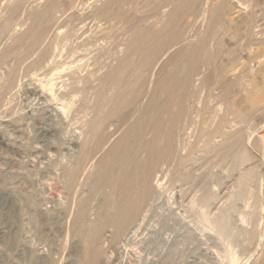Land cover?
<instances>
[{
	"label": "bare ground",
	"instance_id": "bare-ground-1",
	"mask_svg": "<svg viewBox=\"0 0 264 264\" xmlns=\"http://www.w3.org/2000/svg\"><path fill=\"white\" fill-rule=\"evenodd\" d=\"M3 1H5V0H3ZM6 1L8 2V0H6ZM6 1H5V4H8ZM25 1L27 2V0H25ZM25 1H24V3H25ZM60 1L62 2V0H60ZM73 1H75V0H73ZM138 1H140V0H138ZM157 1H160V0H157ZM262 1L259 0V2H261V3H262ZM13 2H15V1L11 2V6H13L12 4H14V6L16 8V4ZM63 2H64V0H63ZM146 2H147V0L145 1V3ZM149 2L150 1H148V3ZM160 2L161 3L156 7L157 8L156 15L158 16L159 20L157 19L158 21L156 20L157 21L156 23L151 24V25H147V26L144 25V22H141L143 19L141 21H139L138 18H137V20L135 18H133V20L128 19L133 14L131 15L129 13L131 15L129 17V14L127 13V9L125 10L124 7L126 5L135 4L136 3L135 0H106L102 3V5L100 7H97V9H95L96 12H94V14H97L98 19L100 18L101 21L102 20L106 21V20L115 18L118 20H126V21L130 22V25L132 24L133 35H132L131 40L125 46L126 47V49H125L126 51L124 50L125 54H123V56L121 58H118V63H116L115 66H110V65H109L110 67L107 66L109 68L108 69L106 68L107 69L106 71H105V51H104L105 47L100 46V44L97 43L99 38L85 36L86 30L80 25V23L83 21L82 19H81L82 21L79 23V25L81 27L78 26V23H77V25L73 23L74 25L71 26L70 30L68 32L65 31V33H63V34H62V31H58V34L56 33L58 30L57 29L58 25L56 23V25H57L56 29L57 30L55 31V33L57 35H59L58 38H56L55 42H53V40H51L53 42V43L51 42L52 44H48V45L43 44L44 42H46L45 39L48 38L47 37L49 34L48 31H50L51 28H54L52 26L50 28L49 27L50 25L48 26V24H50V23L46 24V21H47L46 17H49V14L52 11H54L56 8L57 9L61 8V7L58 8V4L56 3V0H52V2H50L49 4L47 3V5H42L43 7H41V8L36 7L38 10L34 9L36 12H34L33 17L31 16L32 14H30V16L32 17V19L30 17V19L32 21V23H30V24H32V27L29 25V27H31L30 30H29V27H27V29H28V31H30V33L27 31L29 34V37H28L29 40L27 42L25 41V43L27 45L24 43L26 46V49H24V50L22 49L23 51L22 50L21 51H17V50L16 51H11V50L6 51L7 49L6 50L4 49L6 51V52H4V55H3L4 62L6 60H8L9 57L10 58L14 57V59H15L14 64L16 65L14 67V65L12 64L13 66L11 65L10 68L9 67L6 68L8 78H7V81L5 82V84L3 83L5 86L4 90H5V88H6L5 91H7V89L12 90V88L17 86V85H26L27 86L26 87V93H27V90L30 89L31 93L34 95V98L36 97V100H38V101L40 100V102H41V100L44 101L42 103L46 107L51 108L50 112L45 111V112H47L48 115L46 117L43 116L44 119L53 120V121H54L53 118H55V117H57V118H55L56 120L67 119L68 117L71 116L72 109L74 108V106L76 104L75 101H77L76 99L79 98L77 95H79L78 93H80V91H78V90H81V89L83 90V88L85 87V90H83V91H85L84 92V94H85L86 88L89 89V87H90V90L93 88L98 89V91L96 92L97 96L94 95L95 99L97 97L95 106L92 107L93 104H91V103L89 104L90 105L89 106L88 101L86 102V105H85L84 112H85V116H87V120L85 121L86 122L85 123L86 129L85 130L83 129V131H85V133H86V141L83 144V148L81 147L82 153H81L79 159H77V161L74 163V165L69 170L65 169L66 171H68L66 177H68V180H69L68 182L71 186H73L74 184L77 185L76 181L79 178L80 173H82L81 170H83L85 168L84 162L89 161L90 158H92V155L94 156L101 149H104V148H102V145L104 144V139H105V133H104L105 131L104 130L106 129V127H108V125L109 126L112 125V127L113 126L117 127L119 122L122 125L121 127H124L126 124L125 130L122 128V131L124 130L122 135H120V137H118L115 141H113V143L109 146V148L106 151L103 150L104 152H102V154L100 153L101 155L97 159L96 164H94V170L90 175V178H91L90 183L88 182L89 188H90L89 192L92 195H100L102 197L103 196L105 197V199H104L105 201H104L103 206L100 207V209L98 208L99 210H97L95 219L91 217L94 220L89 221L87 219L89 198H85V200L82 198L83 200L80 201L81 202L80 207L77 211V215L75 216L76 218L73 217V218H75V221H72L74 226L71 229H73L74 234L81 237L80 241L84 244V250L81 251L79 264H108V263H106L107 259H105V248H104L105 242L108 239H112V240L117 242L118 240H120V238L122 239V237L124 235H127L129 238H132L135 234L139 233V231H141L143 229V227L146 224L145 222L147 221L151 211L154 208L153 205L157 201L154 199L156 197L155 194L157 193V186H156L154 181H153L154 183L152 182V179L154 177L151 179L153 171L156 169V167L161 162L163 164H165V162H168V161L170 162V160L173 162L172 159L177 158L175 156L177 155L176 153L179 151L176 150L177 152L175 153V149H177L176 146H178V147L184 146L185 148H186V146L189 147L190 141L192 139L190 137H193L192 136L193 131L191 132V127L195 126L194 127L195 132H197V133L199 132V134H201L202 132H205V135H207L205 137L206 139L204 138V140H206L205 141L206 144H204V146H203L204 150L201 147H199L201 149V151L202 150H203V152L205 151L206 153L204 152V154H208V155H209V153L215 154L214 156L218 157V159H219L218 162H224L225 163V162H227V161L229 162L231 159H233V157H231V155L234 156V153L236 152V150H238L240 148V146L242 145L241 144V141L243 140L242 138L243 137L246 138V136H242V133L245 132V131L242 132L244 129L243 127H241V129L242 128L243 129L242 130L240 129L239 130L240 132H238L236 134L235 133L232 134V132L231 133L226 132L229 127H227V129L224 128L226 131L223 130L225 133H222L221 127L223 126V124H231L228 126H233V124L236 122V120H238L237 117H242V116H246V115L250 116L249 114H257V115L262 116V118L264 119V59H263V57H264V11H263V9L264 8H263V6L257 5V3H259V2H256V5H251L249 8L248 7L245 8L244 6H246V5L249 6V4H251V3H249V1H248L249 4L247 2H246L247 3L246 4L245 1H243V0H219L218 2L216 1L217 3H213V0H164V1L161 0ZM16 3H18V2H16ZM64 3H66V2H64ZM71 3L73 5L74 2H71ZM83 3H85V2H83ZM1 4L3 5V2ZM77 4H78V2H77ZM81 4H82V2H81ZM140 4H138V5H140ZM150 4L152 5V3H150ZM244 4H246V5H244ZM2 5H0V6H2ZM18 5H17V7H19L20 5H23V4H20L19 6ZM60 5H61V3H60ZM72 5H71V7H73ZM138 5L135 7H138ZM3 6L5 8H7L6 7L7 5H3ZM8 6H9V4H8ZM81 6H83V5H81ZM81 6H79V7H81ZM97 6H98V4H97ZM140 6H142V4ZM20 7H19V9H20ZM69 7H68V10L71 8V7L70 8ZM79 7H78V11H80ZM84 7L85 6H83V8ZM143 7H144V4H143ZM165 7H167V8L170 7V9L166 12V10H164ZM11 8H13V7H11ZM91 8H92V6H91ZM93 8H96V6ZM128 8H129V6H128ZM131 8H130V10H132ZM22 9H23V7H22ZM65 9L66 8H63L62 10H65ZM85 9H86V7H85ZM4 10H9V9L7 8ZM72 10H71V12H72ZM66 11H65V13H66ZM55 12H56V10H55ZM73 12L76 13L75 15L80 16V13L77 14V11H73ZM144 12L145 11H143V13ZM18 13H20V12H18ZM57 13H58V11H57ZM57 13H56V16H57ZM70 13L68 12V14H70ZM136 13H134V14H136ZM140 13H142V12H140ZM11 15H12V13H11ZM52 15H50V16H52ZM54 15H53V17H54ZM75 15H73V16H75ZM86 15L87 14H84L85 17H87ZM148 15H149V13H148ZM1 16L5 17V15L4 16L1 15ZM73 16H71V17H73ZM91 16H92V14H91ZM152 16L154 17V15H152ZM190 16L193 18L192 21L189 20L191 22L188 21V17H190ZM8 17H11L10 14ZM57 17H59V16H57ZM60 17H62V16H60ZM66 17H68V16H66ZM135 17H137V16H135ZM138 17H139V15H138ZM26 18H28V17H26ZM54 18H56V17H54ZM54 18H53L52 23H54L55 21H58L56 19L54 21ZM77 18H75V20H76L75 22L79 21ZM8 19L9 18H7V20ZM12 19H14V18H12ZM12 19H10V20H12ZM23 19H25V18H23ZM63 19H64L63 20L64 23H68V22H65L64 16H63ZM10 20H9V23H10ZM59 20H61V19H59ZM67 20H68V18H67ZM93 20H96V19H93ZM199 20H201L202 23L204 21L206 22V25H204L205 22L203 23V25L206 26L205 29L203 28L205 30L203 34L199 32L198 27L197 28L195 27V24H198L197 22ZM1 22L3 25V23H4L3 19ZM47 22H49V21H47ZM61 22H62V20H61ZM9 23H7V26ZM94 23H95V21H94ZM147 23H149V22H147ZM0 25H1V23H0ZM9 25L12 27L13 22H12V25H11V23ZM192 25H193V27H192ZM63 26L65 27L66 25H62L61 27L63 28ZM126 26H127V24H126ZM126 26H124V27H126ZM3 27H4V25H3ZM61 27H59V28H61ZM201 27H202V25H201ZM5 28H6V26H5ZM95 28H97V27H95ZM7 29L9 30V28H7ZM24 32L27 34L26 30ZM201 32H203V31H201ZM11 33H13V32H11ZM23 33L17 34L15 32L16 35H24L25 33L24 34ZM50 33H52V32L50 31ZM1 34H2V31H1ZM15 34H14V37H12L13 38L12 42L15 41V44L14 43L13 44H14V46L18 47V44L16 45V43H19L21 40L23 41V37L22 36H16L15 37ZM56 34L54 36H51V37H54V38L57 37ZM6 35H7V33H6ZM220 35H222V36L223 35H226V36L229 35V37L231 36L233 39H235L234 46L236 49L233 48L231 50L233 52L234 51H241V52H239V53L236 52L235 54L232 52L233 57L229 58L228 60L226 59V57L228 55V52H229V54L231 53V50L230 49H228L229 51L226 50L228 52H223L224 54L221 52L223 55H225V53H227L226 57L225 56H224L225 58L223 57V60L226 59V61L221 60L219 65H218V63L216 65L214 60L218 57V54H219L218 50H220L221 47H219L220 49L218 48V50L216 49V52H217V54H216L213 52L214 50H213L212 44H213V41L217 40V38ZM12 36H13V34H12ZM95 36L97 37V35H95ZM25 37L26 36H24V40H25ZM193 37H196V38L192 40ZM26 40H27V38H26ZM231 41H233V40L231 39ZM224 42H225V40H224ZM48 43H49V41H48ZM13 44H12V46L11 45H9V46L13 47ZM178 44H180V46L178 48L174 49L171 53L169 51L170 55L167 56L168 58H166V60L163 61L164 63L161 66V69L163 70L162 74L160 72L161 69H159L160 71L157 69L155 70V71H159L161 74L160 76L158 75L159 77L157 78L156 82H154V83H156L157 87L161 88L162 94L160 96H158L156 94L151 95L149 100L147 101V103L145 105H142L143 103L142 104L140 103V97L142 95V91L144 90L143 89L144 86L146 85V83H148L147 79H148L149 71L151 69H155V68L160 67V66L157 67L158 64L156 66H154V65H155V63L158 62L159 58L162 57L161 55L164 52L171 50L173 47L175 48V45H178ZM216 44L217 45L220 44V46H221L222 43L220 42L218 44V42H217ZM217 45H216V47H217ZM226 45H228V44H226ZM226 45L224 44V46H226ZM222 46H223V44H222ZM230 46L228 45L226 47L232 48V45H230ZM226 47H225V49H226ZM19 48H22V46ZM19 48H18V50H19ZM13 49H16V48H13ZM253 51L254 52L257 51V52L253 53ZM34 52H36V56L34 58H32V60L30 62L25 64V62H23L22 59H26L28 61V58H30L34 54ZM219 56H220V54H219ZM1 59H3V58H1ZM9 62H10V59H9ZM22 62L24 63V65H26L25 67H22V68L24 69V72L26 70V75L29 76L28 80L25 77L26 76L25 73H23L25 75V76H23V77H25V79H23L21 77V72L19 69H20L21 65L23 64ZM217 62H218V60H217ZM19 63H20V67H18ZM153 66H154V68H153ZM90 67H92V68H90ZM209 69H212V72H213V74H212V72L208 73V74L213 75V77H208L211 79L213 78V88H211L212 89L211 92H212L214 99L212 97L211 98H212V100H215L213 111H217V110L219 111L217 113V116H216L218 118L217 124H216V129L211 127L213 125H211V126L208 125L209 122L212 121L211 116H214V113L212 114V111L206 110L207 109L206 107H202V108H199L196 110V107H195L196 105L194 103V98L196 95L195 93L199 92V91H197L196 90L197 88H196L195 89L196 92H195L193 90V88H195V86H199V85H202L203 83L207 82L206 78H207L208 74L206 71ZM155 71H154V73H157ZM151 75H153V73ZM149 77H150V75H149ZM156 77H157V75H156ZM1 79H3V78H1ZM24 80H26L27 82H23ZM153 80L154 79H152V81ZM96 82H97L98 86L93 87L95 85L94 83H96ZM233 85H237V86L239 85L240 86L239 87L240 91L238 90V92L240 93V95H238V96H240V97L237 96L238 92H235L237 94L234 93V91H236V90L233 91V88L235 87ZM81 86L83 88H81ZM17 87H19V86H17ZM105 87L108 89H105ZM154 87H156V86H154ZM0 88H1V85H0ZM88 89H87V93L89 92ZM97 89H95V90H97ZM198 89H200V88H198ZM205 90H206V88H205ZM207 90H209V89H207ZM91 91H93V90H91ZM2 92H3V90H2ZM20 93H21V91H20ZM0 94H2V93H0ZM14 94H15V92H14ZM93 94H91V95H93ZM210 96H211V94H210ZM196 98H198V94H197ZM210 99L208 102H210ZM87 100H88V98H87ZM196 100H198V99H196ZM203 102H204V100H203ZM42 103H41V105H42ZM199 105H201V103ZM205 106H207V104ZM76 111H78V110H76ZM134 111L138 112V115L134 116L132 118L131 113ZM37 112H38V110H37ZM193 112H195L197 114L193 115L192 114ZM210 114H212V115H210ZM192 115L193 116L197 115L200 119L195 120L192 117ZM231 116L235 117L234 119H236L235 122H233V124H232L231 120L229 119V117L232 119ZM252 116H254V115H252ZM254 117L250 118L251 121H252V119L254 121ZM215 118H214V120H215ZM113 120H118V121L111 122ZM241 120H243V117ZM247 121H246V119H244V122H247ZM251 121H249V122H251ZM258 121H259V119H258ZM263 122H264V120H263ZM213 123L215 124V122H213ZM234 126H235V124H234ZM237 126H238V124L236 125V127ZM112 127H111V129H112ZM262 127H264V123H263ZM231 128L233 129V127H231ZM73 129H74V127H73ZM73 129H72V131L74 132ZM116 129L117 128H115V130ZM211 129H215V130H211ZM238 129H236V131ZM41 130H43V129H41ZM209 130H211V131H209ZM106 131H109V129H107ZM181 132H183V134H184L183 136H184L185 140L183 138H180V139L184 140V142L186 141V144H185L186 146L185 145L181 146V144L183 143L182 140L181 141L179 140L180 142H182V143H178V144H180V146L178 144L176 145V143H175L176 146H174L173 143H174L175 135L176 134L181 135ZM147 133L148 134L151 133L152 135H150V137L148 138ZM246 134H247V132H246ZM118 135L119 134H117L116 136H118ZM106 136H108V135L106 134ZM108 137H110V136H108ZM188 137L190 138V140H187ZM48 138H49V136H48ZM245 138H244V140H245ZM194 139H195V137H194ZM248 140L250 141V139H248ZM262 140H264V138H262ZM80 141H81V139H80ZM108 141H110V140H108ZM177 141H178V139H177ZM175 142H176V140H175ZM199 142L203 143L202 140L201 141L199 140ZM200 143H198V145H200ZM248 143H250V142H248ZM191 146L192 147L189 148L190 149L189 155L184 154L186 156V158L190 157V159H191V157L192 158L194 157L193 155L198 154V153H195V154L192 153L194 145H191ZM242 146L244 147V145H242ZM247 146H248V144H247ZM89 147L91 149L90 154H85V150L88 149ZM188 147H187V150H188ZM262 147H263V145H262ZM43 148H45V147H43ZM182 149H184V148H182ZM244 149L245 148H243V150L241 149L242 153L246 150V149L245 150ZM185 151L181 152L180 154L185 153ZM237 152L235 154H237ZM239 153L240 152H238V154ZM238 154L235 156L236 157L235 159L237 160V162L236 163L234 162V164L233 165L231 164V165H232V167L234 166L233 169H239L240 168V170H241L242 165H246L245 163L247 160H249V158H248V156L246 158V156L238 155ZM97 155L98 154H96V156ZM184 155H182V156L178 155V156L184 158ZM187 156H189V157H187ZM262 157H263V155H262ZM93 158L95 159V157H93ZM186 158H184L183 160H185ZM92 159H91V162H92ZM211 159H213V158H211ZM176 160H179V159H176ZM187 160L189 161V159H187ZM192 160H190V161H192ZM185 161H183V162L185 163ZM257 162H258V160H257ZM90 163H89V167H90ZM196 163H197V161H196ZM202 163H204V162H202ZM212 163H214V162H212ZM168 164H170V163H168ZM205 165H206V163H205ZM231 165L228 166L229 169L231 168ZM256 165H257V163H256ZM82 166H84L83 169H82ZM91 166L93 167V165H91ZM158 168L159 167H157V169ZM246 168H247V166H246ZM246 168L244 167V170L243 171L241 170L240 175L238 174L239 175V179L237 178L238 183L234 182L237 184L236 186L239 188V190L242 191V192H240V194H243L244 189H246L245 186L248 185L246 183V181L248 180L247 177H249L248 176L249 169H246ZM87 169L88 168L86 167L85 170L87 171ZM90 169L91 168H89V170ZM205 170H206V168H205ZM226 170H227V168H226ZM230 170H232V168ZM66 171H64V172H66ZM175 171H177V169H175ZM184 171H183V173H184ZM195 173H197V172H195ZM257 173H258V171H257ZM177 174H178V172H177ZM225 174H226V172H225ZM176 175H174L173 177L175 178ZM256 175L257 174H255V176ZM153 176H154V174H153ZM184 176H185V174H184ZM208 176H210V175H208ZM87 178H89V176ZM177 178H179L178 175H177ZM158 180H160V179H158ZM65 181H66V179H65ZM78 183H80V182H78ZM249 183H250V181H249ZM153 184H155V186H156V193H155V188H154ZM253 184H255V183H253ZM160 186H162V185H159V187ZM252 187H254V186H252ZM224 188L220 191V193L224 190ZM226 190H227V188H226ZM226 190L222 192V196L218 195L219 192H217L218 194H216V195H218V196L215 195V198H214V196H209L208 198H207V196L206 197L203 196L201 201L202 200L205 201L207 199V201H208L207 205H212L215 208H220L218 206L220 203L222 204V202L219 203V201H223L224 199H226L228 197L227 196L228 192ZM235 190H233V191H235ZM246 190H245V192H246ZM206 194L207 193H205L203 195H206ZM240 194H239V196H240ZM230 195H229V198H230ZM242 196H244V195H242ZM158 197H156V198H158ZM222 197L223 198L225 197V198L223 200H218V199H221ZM232 198H234V197H232ZM230 200H232V199L230 198ZM230 200H229V202H230ZM74 201H75V199H74ZM192 201H193V199L191 200V203H192ZM194 201H193V204H194ZM201 201H200V203L202 204ZM232 202H233V200H232ZM238 202H239V199H238ZM253 202L255 203V201H253ZM90 203H92V202H90ZM97 203H98V201H97ZM235 203L236 202L234 200V203L229 204L231 206L230 207L228 206L229 208H227V209H225L226 208V206H225L224 210H226V211H224L225 213L220 211V213H223L221 215H219L218 214L219 212L216 211L217 213L216 212L215 213L218 214L217 217H215L216 214H214L212 212V214L214 215V217L216 219L213 216H211L212 215L211 213H210L211 215L210 214L209 215L211 216V218H214V219H211V218L209 219L208 214H207L208 216H205V214L207 213L206 212L207 209L205 210V208H203L205 211L201 212V214L203 213L202 216L198 211L197 212H198V214H200V216L202 218H203V215L205 216V218H208V220L207 219L203 220V219H205V218H203L202 222L207 221L209 224L211 223L210 225L212 227L214 226V228H213L214 231H217V229H218V231L216 233L219 234V232H220V234L222 233V235H223L225 233V235H226V232L228 230H231L230 227L233 226L234 224H236V223H234L235 220H234V222H231V221H233L234 218L231 220V218L233 216L230 218V215H232V214L229 212L230 210L232 211L235 209V205H236ZM201 204L199 205L200 207H202ZM188 206H190V205H188ZM204 206H205V204H204ZM256 206H258V204ZM256 206H254V207H256ZM248 207H250V206H248ZM203 209H201V210H203ZM254 209L253 210L256 212L257 209L256 208H254ZM258 211H259V209H258ZM204 212H206V213H204ZM249 212H250V210H249ZM251 212H253V211L251 210ZM255 212L252 213L251 216L253 214L255 216H257L256 213H259V212H256V213ZM240 213L241 212H239V215H240ZM247 214L245 213L244 216H246ZM261 214H263V213H261ZM261 214H258V215H261ZM254 215L252 216V219H253V217L256 218ZM44 216H46V215H44ZM242 216L243 215H240V217H242ZM244 216L242 219L243 220L242 224L247 225L246 221H250V223L253 222L252 220H246L245 221ZM247 217L245 219H247ZM258 218L259 217H257L255 219L256 221L254 220L255 225H256V222L258 223L260 221L259 224L256 225V230L261 228V226L259 227L258 225H260L261 222L263 223V221L259 220ZM260 219L263 220L264 218L261 217ZM257 220H259V221H257ZM244 221H245V223H244ZM198 223H199V221H198ZM208 223H206V224H208ZM231 223H233V224H231ZM206 224H205V226H206ZM253 224H254V222H253ZM255 225H254V227H255ZM209 226H208V228H209ZM251 226H253V225H251ZM257 226L259 228H257ZM241 227L239 226V229ZM243 227H244V229H248V228H246L247 226L245 227V225ZM254 227H253V230L255 229ZM205 228H204V230H205ZM215 228H217V229L215 230ZM244 229H243V231L245 233ZM263 229H264V225H263ZM209 230H212V229H209ZM236 230H234V233ZM256 230L252 231V232H254V233L258 232L259 233L260 231H262V230H259V231L258 230L256 231ZM144 231L146 232L147 230L145 229ZM240 231H242V230L240 229ZM209 232H212V231H209ZM249 232L251 234V229ZM201 233H203L202 230H201ZM205 233H206V230H205ZM220 234H219V236H222ZM238 234L243 236L242 232H239ZM131 235H133V236L131 237ZM182 235H183V233H182ZM252 235H254V234H251V237H252ZM228 236H230V235H228ZM238 236H236L235 238H239ZM244 236H246V233ZM261 236L264 237V232ZM80 237H78V238H80ZM263 237L262 238L259 237L260 242H261V240L264 239ZM235 238H232V239L236 240ZM245 238H246L245 241L249 240L247 238H250V235H249V237H245ZM232 239H231V241H233ZM255 239H257V238H255ZM216 240H218V239H216ZM219 240H220V238H219ZM228 240H230V239H228ZM250 240L253 241V238H251ZM124 241L128 242V238H127V240H124ZM119 242H118V244H119ZM220 242H221V240H220ZM262 243H264V242H262ZM121 244H120V246H121ZM235 244H237V243H235ZM230 245H231V243L229 244V246ZM262 245H264V244H262ZM116 246H118V245H116ZM225 246H226V244H225ZM236 246H238V245H236ZM241 246H243V245H241ZM234 247H235V245H234ZM238 248H239V246H238ZM259 248H260V246H259ZM230 249H234V248L233 247L229 248V254H228L230 256L229 259L231 260V264H232V262L235 263V261L238 258H236L235 252L233 250H230ZM109 254H111V253H109ZM254 254H255V252H254ZM261 254H260L261 261L259 263H257V262H254L255 261L254 260L253 264H264V248H263V251ZM250 257H253V255ZM220 258H222V257H220ZM225 259H223V260H225ZM112 263H113V260H112ZM217 263H219V262H217Z\"/></svg>",
	"mask_w": 264,
	"mask_h": 264
},
{
	"label": "rangeland",
	"instance_id": "rangeland-1",
	"mask_svg": "<svg viewBox=\"0 0 264 264\" xmlns=\"http://www.w3.org/2000/svg\"><path fill=\"white\" fill-rule=\"evenodd\" d=\"M5 1L0 0V2L1 3L3 2V5H7L6 7L9 9V10H4L7 8H5L0 3V5H2V6H0L1 7L0 8V23L2 25L1 21L3 19L4 23L6 24L5 25L3 23L4 27H3V25L2 26L0 25V36L2 35L1 36L2 38L0 37L1 38L0 39V67H1L0 68V80H1L0 81V85H1L0 93H2V94H0V98H1L0 99V264H79L80 254H81V251L84 250V244L80 241L81 237L73 233L74 231H73V229H71L74 226L72 221H75V218H76L75 216L77 215V211L80 207V203H81L80 201L83 199L85 200V198H89L88 213H87V219L89 221H92L95 219L97 210H99L100 207L103 206L104 201H105L104 200L105 197L103 196L104 197L103 198L100 195H92L89 192L90 191L89 183L91 180L90 175L94 170V164H96L97 159L100 157L102 152L106 151L109 148V146L113 143V141H115L118 137H120V135H122L123 131L126 128L125 127L126 124L124 127H121L122 125L119 122L117 127L113 126L114 127L113 128L112 125L111 126L108 125V127H106V129L104 130L105 131L104 132L105 133L104 144L102 145V148H104V149H101L99 152H97L96 153V154H98L97 156H96V154L94 156L92 155V158L95 157L96 160L94 158L93 159L90 158L89 161L84 162L85 168L83 169L84 166H82V169H83V170H81L82 173H80V175H79V178H78L79 180L77 179V181L80 183H78L76 181L77 185L74 184L75 185V186L73 185L74 187L71 186L68 182L69 181L68 177H66L67 172H68L66 170H69L74 165V163L77 161V159H79V157L82 153L81 147L83 148V144L86 141V133H85V131H83V129L84 130L86 129V125H85L86 122L85 121L87 120V116H85V112H84L85 105H86V102L88 101L89 102L88 105L91 103V104H93L92 107L95 106L96 99H97L96 92L98 91V89L93 88V89H91L93 91H91L90 87H89V89L86 88V93H87V89L90 92V93L88 92L87 94L85 93L87 95L86 96L84 94L85 91H83V90H85V87L83 88L81 86V88H83V90L82 89H81L82 91L78 90V91H80V93L77 92L79 95L76 94L79 98H77L76 99L77 101H75L76 104H75L74 108L72 109L71 116L68 117L67 119H63V120H59V119L56 120L55 118H57V117H55V118H53L54 121L44 119V117H46L48 115L47 112H50L51 108L46 107L42 103L44 101L41 100V102H40V100L39 101L36 100V97L34 98V95L31 93L30 89H28L27 93H26V87H27L26 85H17L19 87L15 86L12 88V90L7 89V91H5L6 88L4 90V87H5L4 84L8 78L6 68H8V67L10 68L12 64L14 65V67L16 65L14 64V62H15L14 57H11V58L9 57L10 62H9V59L6 60L7 62L6 61L4 62V57H3L4 52L10 51V50L11 51H16V50L21 51L22 49L23 50L26 49L25 41L27 42L29 40L28 32L30 33V31H28L27 27H29V25L32 27V24H30V23H32L31 19L34 15V12H36L34 9H37L36 7L41 8V7H43L42 5H47V3L49 4L50 2H52V0H47V1L46 0H27V2L25 0H12V1H15L13 3L16 4V8H15L14 4H12L13 6H11V2H12L11 0H8V2L6 1L9 4V6H8V4H5ZM24 1H25V3H24ZM104 1H106V0H75V1L64 0V2H66L68 4L67 5L66 3L63 2V0H62V2L60 0H56V3L58 4V8H60V7L61 8L60 9L56 8L55 9L56 12L54 10L49 14V17H46V20L49 21V22L46 21V24L50 23V24H48V26L50 25L49 26L50 28H51V26L54 28H51V30L49 29L52 33H50V31H48L49 34L47 37L49 39L48 38L45 39L46 42H44L43 44L44 45L52 44L53 42L56 41V38H58V36H59V35H57L58 31H62V34H63V33H65V31L68 32L70 30L71 26H73L74 24L77 25V23H78L79 27L82 26L86 30L85 36L99 38L97 43L100 44V46L105 47V50H104L105 51V71L110 66H115L116 63H118V58H121L123 56V54H125V52H124V50L126 49L125 46L128 44V42L132 38V35H133L132 24L130 25V22H128L126 20H118L115 18L109 19L106 21L105 20L101 21L100 18L98 19L97 14H94V12H96L95 9H97V7H100ZM140 1L135 0V2L136 3L138 2V3L133 4L134 6L133 5H126L127 7L126 6L124 7L125 10L127 9L128 14L129 13L131 15L133 14L132 16L129 14V17L130 16L131 17L128 19L133 20V18H135L137 20V18H138L139 21H141L143 19L141 22H144L145 26L156 23L159 20L158 16L156 15V10H157L156 7L161 3L160 2L161 0L160 1L147 0L146 3H145L146 0H140ZM148 1H150V2L148 3ZM162 1H164V0H162ZM216 1L218 2L219 0H215V1L213 0V3H217ZM243 1H245V3L246 2L248 3V1H249V3H251V4L248 3L249 6L246 5L247 3L244 4V5H246V6H244L245 8H247V7L249 8L251 5H256V2H259V0H257V1L256 0H251V1L250 0H243ZM260 1H262V0H260ZM16 2H18V3H16ZM71 2H74L73 5ZM77 2H78V4H77ZM81 2H82V4H81ZM83 2H85V3H83ZM139 2L142 4V6H140L141 4ZM19 3L23 4V5H20ZM60 3H61V5H60ZM150 3H152V5ZM70 4L73 7H71ZM97 4H98V6H97ZM138 4H140V5H138ZM143 4H144V7H143ZM263 4H264V0L262 1V3L261 2L257 3V5H259V6L262 5L264 8ZM17 5L20 7V9H19V7H17ZM81 5L85 6L87 10L85 9V7L83 8V6H81ZM137 5H138V7H135ZM153 5L154 6L156 5V6L154 7ZM10 6L13 8H11ZM79 6H81V7H79ZM91 6H92V8H91ZM95 6H96V8H93ZM128 6H129V8H128ZM22 7H23V9H22ZM62 7L66 8V9L62 10L63 9ZM68 7L72 10V12L70 9L68 10ZM78 7H79V10L81 12L78 11ZM130 8L132 10H130ZM138 9L139 10L141 9V10L139 11ZM169 9H170V7H168V8L165 7L164 10H166V12H167ZM57 11H58V13H57ZM65 11L67 14H68V12L69 13L71 12V13L67 15L65 13ZM73 11H77V14L80 13V16L75 15L76 13H74ZM143 11H145V12L143 13ZM263 11H264V9H263ZM18 12H20V13H18ZM140 12H142V13H140ZM8 13L10 14L11 17H8L9 16ZM11 13H12V15H11ZM56 13H57V16H59V17L56 16ZM134 13H136V14H134ZM148 13H149V15H148ZM30 14H32L31 15L32 17L30 16ZM52 14L53 15L55 14L54 17H56V18H54ZM84 14H87L86 15L87 17H85ZM91 14L93 17L91 16ZM1 15H3V16L5 15V17H2ZM50 15H52V16H50ZM73 15H75V16H73ZM138 15H139V17H138ZM152 15H154V17ZM60 16H62V17H60ZM63 16L65 18V22H68L69 24L63 22V20H64ZM66 16H68V17H66ZM71 16H73L74 18ZM135 16H137V17H135ZM26 17H28V18H26ZM30 17H31V19H30ZM7 18H9V19L7 20ZM12 18H14V19H12ZM23 18H25V19H23ZM53 18H54V21H55V19L58 21H55L54 23H52ZM67 18H68V20H67ZM75 18H77L79 21L75 22L76 21ZM10 19H12V20H10ZM59 19H61L62 22ZM93 19H96V20H93ZM192 19L193 18L191 16L188 17V21L189 20L192 21ZM9 20H10L11 25L13 22L12 27L9 25L10 24ZM94 21L96 24L94 23ZM191 21H189V22H191ZM199 21L197 22L198 24H195V27L196 28L198 27L199 32L203 34L205 31L204 29L206 27L204 25H206V22L204 21L205 24L203 25L204 22L202 23L201 20H199ZM147 22H149V23H147ZM7 23H9L8 26H7ZM56 23L58 26L56 25ZM79 23L81 26L79 25ZM126 24H127V26H126ZM60 25L61 26L66 25V26L65 27L63 26V28H62ZM193 25H192V27H193ZM201 25H202V27H201ZM5 26H6V28H5ZM56 26H57L58 30L56 29ZM124 26H126V27H124ZM31 27H29V30ZM59 27H61V28H59ZM95 27H97V28H95ZM7 28H9V30ZM25 30H26V32L28 31L27 34L24 32ZM56 30H57V32H56L57 34L55 33ZM1 31H2V34H1ZM201 31H203V32H201ZM11 32H13V33H11ZM15 32L17 34H22L24 32L26 35L24 33H23L24 35H16ZM6 33H7V35H6ZM12 34H13V36H12ZM14 34H15V37L16 36H22L23 37V41L21 40L19 43H16V45L18 44V47L14 46L15 41L12 42L13 41L12 37H14ZM55 34L57 35V37H55V38L51 37V36H54ZM95 35H97V37ZM24 36H26L25 40H24ZM196 37H193L192 40L195 39ZM26 38H27V40H26ZM231 39L234 42L231 41ZM51 40H53V42ZM224 40H225V42H224ZM48 41H49V43H48ZM217 42H218V44L221 42L223 44V46H224V44L225 45L228 44L229 46L232 45V48H230L231 46L226 47L228 45H226L224 47L222 46V44H221V46H220V44L217 45L216 44ZM11 43L12 44L14 43L13 47H11L12 46ZM234 43H235V39H233L231 36L229 37V35H227V36L226 35H223V36L220 35L217 38V40L213 41L212 47H213L214 53L217 54L216 49L218 50V48L221 47V49L219 48L220 50H218V53L220 54V56L218 54V57H217L218 59L216 58L214 60L216 65H217V63L219 65L221 60H223L224 56L226 57L227 53H225V55H223L224 54L223 52H228L229 51L228 49H230V50L233 48L236 49L234 46ZM9 45H11V46H9ZM216 45H217V47H216ZM21 46H22V48H19ZM179 46H180V44L175 45V48L173 47L171 50L164 52L165 54L163 53L161 55L162 57H160L158 62L155 63V65H154V66H156L158 64L157 67L158 66H160V67L155 68V69H151L149 71L148 79H147L148 83H146V85L144 86V88H143L144 90L142 91V95L140 97V103L141 104L143 103L142 105H145L147 103V101L149 100L151 95L156 94V95L160 96L162 94L161 88L157 87L156 83H154V82H156L157 78L163 72V70L161 69V66L164 63L163 61L166 60V58H168L167 56L170 55L169 51L171 53L174 49L178 48ZM225 47H226V49H225ZM13 48H16V49H13ZM18 48H19V50H18ZM4 49L5 50L7 49V50L5 51ZM226 50H228V51H226ZM232 52L233 51L231 50V53H230L231 55L228 52V55L226 57L227 60L229 58L233 57ZM236 52L239 53L241 51H234L233 53L235 54ZM256 52L253 51V53H256ZM35 56H36V52H34V54L30 57L31 59L28 58V61L26 59H22V60H23V62H25V64H27ZM1 58H3V59H1ZM226 59H224V60L226 61ZM263 59H264V57H263ZM217 60H218V62H217ZM20 63H19L18 67H20ZM25 66L26 65H24V63H23L19 70L21 72V77L23 79H25V77H26V79L28 80L29 76L26 75V70L24 72V69L22 68ZM107 66H109V67H107ZM154 66H153V68H154ZM92 67H90V68H92ZM156 69L157 70L161 69V71L159 70L161 72V74L159 71H155ZM153 70L157 73H154ZM206 72H207V74L209 72L211 73L212 69H209ZM23 73H25L26 76ZM150 73L151 74L153 73V75H151ZM212 74H213V72H212ZM212 74H208V76L206 75L207 76V78H206L207 82L203 83L202 85L195 86V88H193V90L195 91V89L197 88L196 90L199 91V92L195 91L196 95L194 98V103L196 105L195 106L196 110L199 108H202V107H206L207 108L206 110L212 111V114L214 113V116H211L212 121L209 122L208 125L209 126L213 125L211 127L216 129V124H217V120H218V118L216 116H217V113L219 111L218 110L213 111L214 110V103H215L214 102L215 100H212L213 95L211 92L212 91L211 88H213V78L212 79L208 78V77H213ZM149 75H150V77H149ZM156 75H157V77H156ZM23 76H25V77H23ZM1 78H3V79H1ZM152 79H154V80L152 81ZM23 82H27V81L24 80ZM94 84L96 86L94 85L93 87L98 86L97 82ZM154 86H156V87H154ZM233 86H235L234 87L235 89L233 88V91L236 90V91H234V93L238 92V90L240 89L239 88L240 86L239 85L238 86L233 85ZM198 88H200V89H198ZM205 88H206V90H205ZM95 89H97V90H95ZM105 89H108V88L105 87ZM207 89H209V90H207ZM2 90H3V92H2ZM20 91H21V93H20ZM14 92H15V94H14ZM91 94H93V95H91ZM197 94H198V98H196ZM210 94H211V96H210ZM235 94H237V93H235ZM94 95H96L95 96L96 99L94 98ZM238 95H240L239 92H238L237 96ZM238 97H240V96H238ZM87 98H88V100H87ZM196 99H198V100H196ZM209 99H210V102H208ZM203 100H204V102H203ZM41 103H42V105H41ZM200 103H201V105H199ZM206 104H207V106H205ZM37 110H38V112H37ZM76 110H78V111H76ZM45 111H47V112H45ZM131 114H132L131 116L133 118L134 116L138 115V112L134 111ZM192 114L195 115L197 113L193 112ZM212 114H210V115H212ZM193 115H192V117L195 120L200 119L197 115L196 116H193ZM249 115L250 116H248V115L242 116L243 120H241L242 117H237L238 120H236V119H234L235 117L231 116L232 119L234 120L233 121L229 117L232 124L236 120V122L234 123L235 126H234V124H233V126H228L231 124H223V126L221 127L222 133H225L224 132V131H226L225 129H227V127H229L228 128L229 130L227 129L226 132H230V133L232 132V134H234V133L236 134V133L240 132L239 130L241 129V127L244 128V129L242 128L243 129L242 132L245 131L244 132L245 134L242 133V136H246L247 139L245 137L242 138L243 140L241 141V144L244 145V147L241 145L242 147L240 146V148L242 150H243V148H245L246 150L244 149L245 151L242 153L241 149L239 148L238 150H236V152L237 151L240 152L239 154L237 152L238 155H244V156H246V158L248 156V158H249V160H247L245 163L246 165H242V167H241L242 171L244 170V167L246 168V166H247L246 169H249V173H248L249 177H247L248 182L246 181V183L248 185L245 186L247 190L244 189L243 194H240V192H242V191H240L239 188L236 186L237 185L236 183H238L239 175L241 173L240 168L239 169H233L234 166L232 167L234 162L235 163L237 162V160L235 159L236 158L235 156L237 155V154H235L236 152L234 153V156L231 155V157H233V159H231L232 161L230 160L229 162L227 161L225 163L224 162H218L219 159H218V157L214 156L215 154L209 153V155H208V154H204L205 151L203 152V150H204L203 146H204V144H206V142H205L206 140H204V138L207 136V135H205V132H202L201 134H199V132L197 133L194 131L195 126L191 127V132L193 131L192 132L193 137H190L192 139L190 141L189 147L185 145L186 141L184 142L185 139L183 136L184 135L183 132H181V135L176 134L175 138H174L173 145L176 146L178 143H182V142H180L182 140L180 138H183L184 140H182V141L184 144L182 143L181 146L185 145L186 148L184 146L183 147L176 146L177 149H175V153L177 151H179L176 153L177 155L175 156L177 158L172 159L173 162L171 160H170V162L169 161L165 162V164H163L161 162L162 164L160 163L161 165L159 164L157 166L159 168L157 169V167H156V169L153 171L154 176L152 174L151 179L154 177L152 179V182L153 181L155 182V184L157 186V193L159 192L158 193L159 195H158L156 193V186H155V184H153L154 188H155V193H156L155 196L156 197L159 196V197L158 198H156L155 196H154L155 198L153 197L157 201L153 205L154 208L151 211V213L147 219L148 222L147 221L145 222L146 223L145 226L143 227V229L141 231H139V233L135 234L134 236L131 235V237L133 236L132 238H129L127 235H124L122 237V239L120 238V240H118L117 242L112 240V239H108L105 242V246H104V248H105V259H107L106 263H108V264H128V263L129 264H223V263L224 264H231V260L229 259L230 256L228 254H229V248H232V247L234 249H230V250H233L236 254V258H238L235 261V263L232 262V264H253L254 262L259 263L261 261L260 254L262 253L263 248H264L263 247L264 245H262V244H264V243H262V242H264V239L263 240L260 239L261 242L259 241V237L262 238L263 236H261V235L264 232V229H263L264 219L263 220L260 219L261 217L264 218L263 217L264 216V163H263L264 162V152H263L264 151V140H262V138H264L263 137L264 136V127H262V125L264 123L263 122L264 119L262 118V116L257 115V114H249ZM252 115H254L255 117ZM253 117H254V121H253V119L251 121L250 118H253ZM214 118H215V120H214ZM244 119H246V121L247 120L248 121L244 122ZM258 119H259V121H258ZM114 121L116 122L118 120H113L111 122H114ZM249 121H251V122H249ZM213 122H215V124ZM237 124L239 127L238 126L236 127ZM73 127H74V129H73ZM111 127H112V129H111ZM231 127H233V129ZM115 128H117V129L115 130ZM122 128L124 129L123 131H122ZM41 129H43L44 131ZM72 129L74 130V132L72 131ZM107 129H109L110 132L106 131ZM215 129H211V130H215ZM236 129H238V130L236 131ZM211 130H209V131H211ZM246 132H247V134H246ZM106 134L110 137L106 136ZM117 134H119V135L116 136ZM150 135H152V134L147 133L148 138L150 137ZM48 136H49V138H48ZM194 137H195V139H194ZM190 138L188 137L187 140H190ZM244 138H245V140H244ZM80 139H81V141H80ZM107 139L110 141H108ZM177 139H178V141L179 140L180 141L178 142ZM248 139H250V141ZM175 140H176V142H175ZM199 140L200 141L202 140L203 143H200ZM248 142H250V143H248ZM106 143L107 144L109 143V144L107 145ZM175 143H176V145H175ZM198 143H200V145H198ZM247 144H248V146H247ZM178 145L180 146V144H178ZM191 145H194L192 153L193 154L198 153V154L193 155V156L194 157L196 156L198 159L196 157H195L196 159L194 157L193 158L191 157V159H190L189 156H187L189 158H186L185 155H189V153H190L189 148L192 147ZM262 145H263V147H262ZM43 147H45V148H43ZM187 147H188V150H187ZM199 147H201L203 150L201 151V149ZM182 148H184V149H182ZM90 151H91V149L89 147L88 149L85 150V154H90ZM184 151H185V153L180 154L181 152H184ZM178 155L179 156L184 155V158H186L185 159L186 161L183 160L184 158L179 157ZM262 155H263V157H262ZM211 158H213V159H211ZM91 159H92V162H91ZM176 159H179V160H176ZM187 159H189V161ZM182 160L185 161V163ZM190 160H192V161H190ZM195 160L197 161V163ZM200 160L204 163H202ZM257 160H258V162H257ZM212 162H214V163H212ZM89 163H90V167H89ZM168 163H170L171 165ZM205 163H206V165H205ZM256 163H257V165H256ZM91 165H93V167ZM230 165H231L232 170H230L231 168L230 169L228 168V166H230ZM86 167L88 168L87 169L88 172L85 170ZM89 168H91V169L89 170ZM205 168L207 171L205 170ZM226 168H227V170H226ZM175 169H177V171H175ZM256 170L258 171V173ZM64 171H66V172H64ZM183 171H184V173H183ZM177 172H178V174H177ZM195 172H197V173H195ZM225 172H226V174H225ZM254 173L257 175L255 176ZM176 174L179 176L180 179L177 178ZM184 174H185V176H184ZM174 175H176L175 178L173 177ZM208 175H210V176H208ZM88 176H89V178H87ZM65 179L67 182L65 181ZM158 179H160L161 181ZM249 181H250V183H249ZM156 182L162 186L159 187V185ZM234 182H236V183H234ZM253 183H255V184H253ZM252 186H254V187H252ZM223 188H224L223 191H225L227 188L226 191L228 192L227 193L228 197L225 195L227 197L226 199H224L225 197L218 199V200L224 199L223 201H219V203L222 202V204L220 203L218 206L220 208H215L212 205H207L208 204L207 199L205 201L204 200L201 201L203 196L204 197L207 196V198L209 196H214V198H215V195L218 194L217 192H219L218 195L222 196L223 191L221 193H220V191ZM233 190H235V191H233ZM245 190H246V192H245ZM205 193H207V194L203 195ZM239 194H240V196H239ZM218 195H216V196H218ZM229 195H230V198L233 200V202H232V200H230ZM242 195H244V196H242ZM232 197H234V198H232ZM74 199H75V201H74ZM192 199H193V201L195 200L194 204H193V201L191 203ZM238 199H239V202H238ZM229 200H230V202H229ZM234 200H235V202H236L235 204L237 206L235 205L234 210H232V211L228 210V211L232 214V215H230V218L233 216L231 218V220L234 218L233 221H231V222H234V220H235L234 223H236L237 225L234 224L233 226L230 227L231 230H228L226 232V235L228 234L230 236H228V235L226 236L225 233L222 235V233L220 234V232H219V234L222 236H219V234L216 233L218 231L217 228H215V230L217 229V231H214V229H213L214 226L212 227L210 225L211 223L209 224L207 221L206 222L204 221L205 222L204 223L202 221L206 220V219L208 220V218L210 219L211 216L214 217L212 212L214 214H216L217 213L216 211H218L219 215L225 213L224 212V211H226V210H224L225 206H226L225 209L229 208L231 206L229 204L234 203ZM97 201H98V203H97ZM200 201L202 202V204L200 203ZM253 201H255L256 204ZM90 202H92V203H90ZM200 204L202 205V207L199 206ZM204 204H205V206H204ZM246 204L247 205L249 204L248 206H250V207H248ZM257 204H258V206H256ZM188 205H190V206H188ZM254 206H256V207H254ZM203 208H205V210L206 209L208 210V211L206 210L207 213L204 212V213H206L205 216H208L210 213L212 215L210 214L211 216L209 215L208 218H205V216L203 215V218H205V219H203L201 217L203 214V213L201 214V212L205 211ZM254 208H256L257 209L256 212H259V213H256L254 211L255 210ZM201 209H203V210H201ZM248 209L250 210V212ZM258 209H259V211H258ZM251 210L253 212H251ZM197 211L201 214V216H200V214H198ZM220 211L223 213H220ZM239 212H241L240 215H243V216L245 215V213L246 214L248 213L246 216H244V220L245 221L246 220H252L254 222V224H253V222L250 223V221H246L247 225L242 224L243 223V220H242L243 216L240 217ZM254 212L257 214V216H255L254 214L253 215L256 218L259 217L258 219L263 221V223L261 222L263 225L261 223H260V225H258L259 227L261 226V228H259L257 226V228H259L257 230L258 231L262 230L263 232L262 231H260L259 233L257 232L258 234L252 232V231L256 230V225L259 224V222H260L259 220H257L259 222L258 223L256 222V225H255V221H256L255 219L256 218L253 217V219H252L253 215L251 216V214ZM260 212L263 214H261ZM218 214H216L215 217H217ZM258 214H261V215H258ZM44 215H46V216H44ZM73 217H75V218H73ZM91 217L94 219H92ZM246 217H247V219H245ZM214 218H211V219H214ZM198 221H199V223H198ZM245 221H244V223H245ZM206 223H208L210 226ZM205 224H206V226H205ZM231 224H233V223H231ZM241 224L243 226L245 225V227L247 226L246 228H248V229H244V227ZM249 225L250 226L253 225V226H251L252 228ZM254 225H255V227H254ZM208 226H209V228H208ZM239 226L240 227L242 226L240 228L242 231H240ZM253 227L255 228L254 230H253ZM204 228L206 230V233H205ZM145 229L147 230L146 232L144 231ZM209 229H212V230H209ZM243 229L245 230L246 236H244L245 233H244ZM250 229H251V234H254V235H252V237H251V234L249 232ZM201 230L203 231V233H201ZM234 230H236L235 233H234ZM209 231H212V232H209ZM239 232H242L243 236L240 235L241 233L238 234ZM182 233H183V235H182ZM248 234L250 235V238H247L249 240L245 241L246 240L245 237H249ZM235 235L236 236L239 235L238 236L239 238H235L236 237ZM77 236L80 238H78ZM127 238H128V242L124 241V240H127ZM219 238H220L221 242H220ZM232 238H235L236 240H233ZM251 238H253V241L250 240ZM255 238H257V239H255ZM216 239H218V240H216ZM228 239H230V240H228ZM231 239L233 241H231ZM118 242H119V244H118ZM234 242L237 244H235ZM230 243H231V245L229 246ZM120 244H121V246H120ZM225 244H226V246H225ZM116 245H118V246H116ZM234 245H235V247H234ZM236 245H238L239 248ZM241 245H243V246H241ZM259 246L261 249L259 248ZM254 252H255V254H254ZM109 253H111V254H109ZM109 255L110 256L112 255V256L110 257ZM252 255H253V257H250ZM219 256L222 258H220ZM223 259H225L226 261ZM112 260H113V263H112ZM217 262H219V263H217Z\"/></svg>",
	"mask_w": 264,
	"mask_h": 264
}]
</instances>
